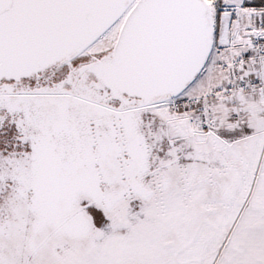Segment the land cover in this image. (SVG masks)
I'll return each instance as SVG.
<instances>
[{
	"label": "snow or ice",
	"instance_id": "obj_1",
	"mask_svg": "<svg viewBox=\"0 0 264 264\" xmlns=\"http://www.w3.org/2000/svg\"><path fill=\"white\" fill-rule=\"evenodd\" d=\"M0 264H264V0H0Z\"/></svg>",
	"mask_w": 264,
	"mask_h": 264
}]
</instances>
